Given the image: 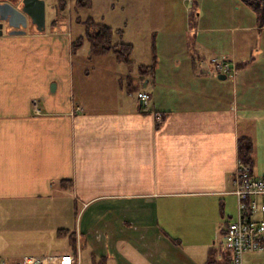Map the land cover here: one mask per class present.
<instances>
[{"label":"crops","instance_id":"1","mask_svg":"<svg viewBox=\"0 0 264 264\" xmlns=\"http://www.w3.org/2000/svg\"><path fill=\"white\" fill-rule=\"evenodd\" d=\"M62 1L44 32L0 36V203L70 192L83 210L78 241L91 254L107 253L110 264L220 261L215 243L236 216L240 144H248L253 174L264 177V25L252 20L254 42L241 36V59L233 62L240 96L170 91L176 97L166 99L159 87L169 81L155 74L167 68L172 77L184 66L192 81L207 73L224 81L193 52L202 43L154 34L158 27L145 29L140 19L127 18L123 29L89 17L115 31L113 46H131V64L91 44L79 55L82 35L90 42L89 18L66 19ZM135 40L156 48L148 64L131 60ZM138 93L150 96L147 105ZM32 102L41 114H33Z\"/></svg>","mask_w":264,"mask_h":264},{"label":"rangeland","instance_id":"2","mask_svg":"<svg viewBox=\"0 0 264 264\" xmlns=\"http://www.w3.org/2000/svg\"><path fill=\"white\" fill-rule=\"evenodd\" d=\"M56 1L44 0L45 23L47 26H49L52 18L56 17L53 10ZM65 2L69 8L63 12V17L66 19L68 15L73 20L78 18L76 15L83 20L93 17L106 25L113 21L123 29L127 23V18L130 22L140 19L144 21L145 29L158 27L154 34L172 32L182 37L185 36L187 40H196L204 45L203 49H200L201 51L196 49L198 53L193 49L192 51L196 55L200 54L199 58L208 69L210 65L208 63L213 57H217L218 61L227 58L233 60L234 63L237 57V59H241V36L243 40L246 39L250 42H254L255 39L253 41V38L257 36V32L250 28L256 24L252 22L255 16L241 0H91L95 9L90 11L77 5V0H65ZM127 5L128 11L126 13ZM190 12L194 14L192 17L189 15ZM162 23H165L164 27H162ZM30 27H32L33 32L41 33L33 25L25 28L24 33ZM243 28L247 29L242 31ZM44 31L45 29L42 32ZM128 31L135 33L134 28L129 27ZM259 33L261 36L264 34V30ZM82 37L83 43L76 47L79 55L83 52L86 54L90 48V42L87 41L85 35H82ZM150 40L146 44H149ZM134 43L136 47L130 56L131 60L139 59L148 64L151 61L150 54L156 49L153 47V43L149 44L151 48L149 47L148 50L141 40H135ZM249 45L251 44L248 43ZM261 47L264 50V44ZM206 48L207 50H205ZM248 48L250 49V47ZM210 50L213 52L211 56L209 54ZM171 69L173 68H167V74H164V72L160 73V76L157 73L155 74L157 80L169 81L164 82L163 88L158 86L161 90H165L161 92H163L162 95L166 99L168 96L176 97V95L170 94V91L184 96L191 94L190 91L192 93H223L229 94L230 97H233L237 92V97L240 96V86L237 87L240 80L236 77L237 72L234 75L229 74L224 81H219L216 75L211 76L206 70L207 74H201L197 76L195 81H192L187 79L184 74V66L177 69L178 75L176 77H172ZM130 70L133 72L137 68L135 66ZM137 77L142 78L139 74H137ZM152 89L149 88L150 91ZM165 105L172 106V103L168 102ZM34 109H37L38 113L41 112L36 102L31 104L33 114L35 113ZM81 209V205L72 201L70 192L33 201L0 203V257L10 262L23 256L60 255L79 252L81 264H92V252L89 249L82 248V242H79L77 238L83 215ZM71 240L75 241L74 244L70 242ZM219 241L221 242V240ZM219 241L215 243V257L218 260L223 255ZM93 256L97 261L104 260L103 264H110L111 262V258L107 256V253L102 255L93 253ZM262 262H264V252L245 257L246 264Z\"/></svg>","mask_w":264,"mask_h":264},{"label":"built area","instance_id":"3","mask_svg":"<svg viewBox=\"0 0 264 264\" xmlns=\"http://www.w3.org/2000/svg\"><path fill=\"white\" fill-rule=\"evenodd\" d=\"M210 64L218 73L229 76L236 72L233 61L227 58L221 61L212 59ZM137 98L145 104L150 99L145 93H139ZM34 112L39 114L37 109ZM155 120L160 123V116L157 115ZM232 185V194L236 198V216L221 232V260L210 264H246L245 257L264 252V177H256L252 167L239 158L232 175ZM0 264H81V258L79 252L23 256L10 262L0 257Z\"/></svg>","mask_w":264,"mask_h":264},{"label":"trees","instance_id":"4","mask_svg":"<svg viewBox=\"0 0 264 264\" xmlns=\"http://www.w3.org/2000/svg\"><path fill=\"white\" fill-rule=\"evenodd\" d=\"M62 1V0H61ZM247 8H249L254 16L256 23L258 25H264V0H241ZM77 5L82 8L89 9L91 7V0H77ZM63 5V1H62ZM86 26V35L88 40L90 41L91 47L99 46L100 50L103 51H111L118 62L130 65L129 62V54H130V45L119 44L112 45V37L115 34V31L111 28L104 26L102 24L95 23L92 19H87L85 21ZM78 42V41H77ZM74 45V44H73ZM74 47V46H73ZM250 149L248 144L243 143V146L240 144L239 147V157L240 159L250 165L249 153ZM63 185L65 183H69L68 181L60 182ZM92 264H103L104 260L97 261L96 258L92 254L91 258Z\"/></svg>","mask_w":264,"mask_h":264},{"label":"water","instance_id":"5","mask_svg":"<svg viewBox=\"0 0 264 264\" xmlns=\"http://www.w3.org/2000/svg\"><path fill=\"white\" fill-rule=\"evenodd\" d=\"M16 5L21 7L16 9ZM26 18L30 24L35 26L37 31L45 29V2L44 0H17L13 4H0V23L7 24V27L14 29L9 35H18L24 33L27 26ZM2 25H0V36L3 35ZM219 79L225 80V75H219Z\"/></svg>","mask_w":264,"mask_h":264},{"label":"flooded vegetation","instance_id":"6","mask_svg":"<svg viewBox=\"0 0 264 264\" xmlns=\"http://www.w3.org/2000/svg\"><path fill=\"white\" fill-rule=\"evenodd\" d=\"M15 1H17V0H0V4H2V3H9V4H13L14 5V2ZM16 9L20 10L21 7H19L18 5H16ZM26 21H27L26 28H28L29 26H31L30 20L28 18H26ZM0 25H2L1 28H2V31H3V35H9L10 32H13L14 31V29L7 27V24L4 23V22L2 24L0 23Z\"/></svg>","mask_w":264,"mask_h":264}]
</instances>
